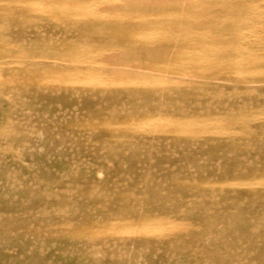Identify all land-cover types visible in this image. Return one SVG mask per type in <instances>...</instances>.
Instances as JSON below:
<instances>
[{"label":"rangeland","instance_id":"1","mask_svg":"<svg viewBox=\"0 0 264 264\" xmlns=\"http://www.w3.org/2000/svg\"><path fill=\"white\" fill-rule=\"evenodd\" d=\"M48 1L0 0V264H264V0ZM210 117L237 120L154 125Z\"/></svg>","mask_w":264,"mask_h":264},{"label":"bare ground","instance_id":"2","mask_svg":"<svg viewBox=\"0 0 264 264\" xmlns=\"http://www.w3.org/2000/svg\"><path fill=\"white\" fill-rule=\"evenodd\" d=\"M22 1V0H21ZM37 1V0H36ZM41 1V0H40ZM50 1V0H49ZM49 1H48V5H47V7L46 8H50V6H49ZM55 1V0H54ZM71 1V0H70ZM90 1V0H89ZM96 1V0H95ZM98 1V0H97ZM96 1V2H97ZM104 1V0H103ZM102 1V3H104ZM112 1V0H111ZM120 1V0H119ZM156 1V0H155ZM161 1V0H160ZM176 1V0H175ZM175 1H172V2H175ZM201 1V0H200ZM231 1V0H230ZM236 1V0H235ZM34 2V1H33ZM43 2V1H42ZM87 2V1H86ZM93 3V5H94V3H96V2H94V1H92ZM99 2V1H98ZM107 2H108V0H107ZM120 2H122V0L120 1ZM119 2V3H120ZM141 2V1H140ZM168 1H165V3H167ZM177 2V1H176ZM180 2V1H179ZM178 2V3H179ZM199 2V1H198ZM253 2V1H252ZM251 1H250V3H252ZM17 3H18V0H17ZM16 3V4H17ZM29 3V2H28ZM44 3H45V1H44ZM43 3V4H44ZM54 3H56V2H54ZM78 3H79V1H78ZM100 3V2H99ZM98 3V4H99ZM106 3V2H105ZM109 3V2H108ZM164 3V4H165ZM169 3V2H168ZM187 3H188V1H187ZM190 3V2H189ZM203 3H204V0H203ZM249 3V4H250ZM2 4V3H1ZM23 4H24V0H23ZM29 4H31V3H29ZM71 4V3H70ZM84 4V3H83ZM86 4H90V6H91V3L89 2V3H86ZM97 4V5H98ZM124 4V3H123ZM122 4V5H123ZM158 4V3H157ZM161 4V3H160ZM259 4V3H258ZM257 4V5H258ZM261 4H262V2H261ZM261 4H259V5H261ZM20 5V4H19ZM26 5H27V3H26ZM25 5V6H26ZM51 5V4H50ZM54 5V4H53ZM53 5H51V6H53ZM57 5V3L55 4V6ZM103 5V4H102ZM112 5H114V4H112ZM184 5H185V3H184ZM253 5V4H252ZM257 5H256V7H257ZM21 6V5H20ZM24 6V7H25ZM44 6H46V5H44ZM58 6V5H57ZM56 6V7H57ZM62 6H64V4L62 5ZM66 6V5H65ZM68 6V5H67ZM70 6V5H69ZM86 6V5H85ZM100 6V5H99ZM98 6V7H99ZM104 6L106 7V5L104 4ZM107 6H109V4L107 5ZM263 6V5H262ZM29 7V6H28ZM55 7V8H56ZM78 7H80V6H78ZM78 7H76V8H78ZM87 7V6H86ZM103 7V6H102ZM101 7V9H103ZM121 7V6H120ZM259 8H260V6H258ZM257 7V8H258ZM37 8V7H36ZM35 8V10L37 11V9ZM48 8V9H49ZM52 8V7H51ZM82 8H83V6H82ZM91 8H93V7H91ZM95 8H96V6H95ZM95 8H93L94 10H95ZM110 8V7H109ZM256 8V9H257ZM262 8H264V7H262ZM30 9H32V8H30ZM47 9V10H48ZM54 9V8H53ZM70 9V8H69ZM72 9L73 8H71V12L72 13H74L73 11H72ZM92 9V10H93ZM98 9V8H97ZM120 9V8H119ZM255 9V10H256ZM40 10V9H39ZM47 10L45 11L44 10V12H47ZM81 10H83V9H81ZM115 10V9H114ZM222 10H224V13H227L229 10H225V9H222ZM35 11V12H36ZM60 11H63V10H60ZM68 11H70V10H68ZM101 12V10H100V8H99V10H98V12ZM241 11H242V9H241ZM64 12H66V11H64ZM76 12V11H75ZM217 12V11H216ZM249 12H253V9H252V11H249ZM1 13H4V12H1ZM69 13V12H68ZM68 13H67V15H68ZM82 13V12H81ZM84 13V12H83ZM82 13V14H83ZM88 13H89V11H88ZM87 13V11H86V15L88 14ZM107 13V12H106ZM106 13L104 14V15H106ZM222 11H218L217 12V14L218 15H222ZM254 13H256L255 11H254ZM5 14V13H4ZM8 14V13H7ZM79 14V13H78ZM92 13H90L89 15H91ZM115 14V13H114ZM47 15V14H46ZM74 15V14H73ZM80 15V17H81V14H79ZM85 15V14H84ZM89 15H87V16H89ZM191 15V14H190ZM197 15V14H196ZM253 15V14H252ZM255 15V14H254ZM108 16H110L109 14H108ZM107 16V17H108ZM128 16H129V14H128ZM135 16V15H134ZM192 16V15H191ZM190 16V17H191ZM198 16V15H197ZM82 17H83V15H82ZM91 17V16H90ZM115 17V16H114ZM122 17V16H121ZM120 17V18H121ZM189 17V18H190ZM75 18V17H74ZM77 18V17H76ZM83 18H87L86 16H84ZM100 18H102V17H100ZM109 18V17H108ZM128 18V17H127ZM157 18H158V16H157ZM182 18V17H181ZM192 18V17H191ZM242 18V17H241ZM251 18H252V16H251ZM258 18V17H257ZM115 19H117V18H115ZM122 19H123V17H122ZM121 19V20H122ZM194 19H195V17H194ZM200 18H198V20H199ZM201 19H202V17H201ZM204 19V18H203ZM248 19V18H247ZM144 20H145V18H144ZM241 20V19H240ZM141 22L143 21V20H140ZM242 21H243V19H242ZM252 21H254V20H252ZM234 22V21H233ZM264 22V21H263ZM195 24H196V22H195ZM194 24V25H195ZM253 24H257L256 22H253ZM187 25H189V24H187ZM187 25H185V26H187ZM250 25V24H249ZM249 25H248V27H249ZM262 25V24H261ZM256 25H254V27H255ZM247 27V26H246ZM252 27V26H251ZM210 28V27H209ZM240 29V28H239ZM246 29V28H245ZM245 29H244V31L243 32H245ZM200 30H202V29H200ZM237 30V29H236ZM235 30V31H236ZM251 30V29H250ZM195 31V30H194ZM176 32V31H175ZM198 32V31H197ZM202 32H204V31H202ZM208 32H210V31H208ZM247 32V31H246ZM245 32V33H246ZM172 33V32H171ZM196 33V32H195ZM234 33H236V32H234ZM201 34V32L199 31V35ZM206 34V33H205ZM244 34V33H243ZM183 35H186V34H183ZM191 35V34H190ZM197 35V34H196ZM209 35V34H208ZM238 35V34H237ZM177 36H179V34L177 35ZM187 36V35H186ZM193 36V35H192ZM202 36H204V34L202 35ZM245 36H247V35H245ZM162 37V36H161ZM180 37V39H181V36H179ZM183 37V36H182ZM188 38H190L189 36H187ZM195 37V36H194ZM194 37H193V39H194ZM157 38V37H156ZM236 38V37H235ZM245 38V37H244ZM174 39V38H173ZM177 39V38H176ZM179 39V40H180ZM185 39V38H184ZM243 39V38H242ZM248 39H249V36H248ZM251 39V38H250ZM249 39V40H250ZM158 40V39H157ZM178 40V41H179ZM190 40V39H189ZM1 41V40H0ZM177 41V42H178ZM187 41H188V39H187ZM194 41V40H193ZM192 41V42H193ZM195 41H196V39H195ZM242 41V40H241ZM244 41H246V40H244ZM181 42H183V41H181ZM248 43V42H247ZM206 44V43H205ZM241 46V45H240ZM243 46V45H242ZM241 46V47H242ZM212 47H214V46H212ZM245 47V46H244ZM211 48V47H210ZM219 48V47H218ZM217 48V49H218ZM246 49H247V47H245ZM89 49V48H88ZM90 50V49H89ZM124 50V49H123ZM212 50V49H211ZM224 50H226V49H224ZM239 50H241V49H239ZM243 50V49H242ZM3 51V50H2ZM87 51V50H86ZM126 51V50H125ZM213 51V50H212ZM215 51V50H214ZM220 51V52H219ZM223 51V50H222ZM243 51H245V50H243ZM250 51V54L253 52H251V50H249ZM248 51V52H249ZM93 52V51H92ZM91 52V53H92ZM95 52V51H94ZM110 52V51H109ZM199 53H200V51H198ZM242 52V51H241ZM90 53V54H91ZM106 53H108V51H106ZM195 53V52H194ZM197 53V52H196ZM197 54V57H195V58H198V57H200L199 55L201 54V53H203V52H201L200 54ZM215 53H221V50H217V51H215L214 52V54ZM237 54H238V51L236 52ZM242 53H244V52H242ZM246 53V52H245ZM171 54V52L169 53V55ZM206 54V53H205ZM21 55H25V54H21ZM124 55V54H123ZM168 55V57H171V56H169ZM210 55V54H209ZM209 55H208V57H209ZM239 55V54H238ZM241 55V57H242V54H240ZM239 55V56H240ZM92 56V55H91ZM98 56V55H97ZM96 56V57H97ZM205 56V55H204ZM210 56H212V55H210ZM236 56V55H235ZM235 56L233 57L234 59H235ZM76 57V56H75ZM93 57V56H92ZM92 57H88V58H85V60L84 61H78L77 63H76V61L74 62L76 65H74V66H72V70H73V72H75V73H77V74H81V75H83V76H85V77H90V78H94V80H99L101 83H102V85L103 86H106V87H108V86H113V85H124V86H131V85H134V86H141V87H146V88H150V86H151V83L150 84H148L147 82H148V80H147V76L149 75V77H151L150 76V73H146L145 71H143V70H139V69H135V68H129L128 66H126V62H124V61H119L118 60V62H110V63H105V64H98V62H97V60L99 59L98 57L97 58H92ZM207 57V56H206ZM213 57H214V55H213ZM194 58V59H195ZM96 59V60H95ZM208 59V58H207ZM213 59V58H212ZM212 59H210V60H212ZM223 59V58H222ZM245 60H244V62H243V64H242V66L240 67V68H238V70L239 71H236V73H240V74H242V75H247V74H249L250 75V73L252 72V70L251 69H249V68H247L248 66H246L245 67V65H248L247 63H249V66L250 65H252L251 63H255V62H258V61H260V59L261 58H257V57H254V55L253 54H251V55H249L247 58H244ZM80 60H82V59H80ZM183 61H185V60H183ZM205 61H207V60H205ZM224 61V60H223ZM20 62V61H19ZM19 62H18V64H19ZM175 62V61H174ZM188 62V61H187ZM208 62V61H207ZM207 62H206V64H207ZM215 62V61H214ZM222 62V61H221ZM220 62V63H221ZM226 62V61H225ZM238 62V61H237ZM2 63V62H1ZM20 63H22V62H20ZM124 63V64H123ZM126 63V64H125ZM170 63V62H169ZM172 63V62H171ZM170 63V64H171ZM182 63H184V62H182L181 61V64ZM202 63H204V62H202ZM236 63V62H235ZM239 63V62H238ZM238 63H237V65H238ZM3 64L4 65H2V66H5V62H3ZM138 64V63H137ZM170 64H169V66H170ZM173 64V63H172ZM179 64V63H178ZM177 64V65H178ZM185 64H187V63H185ZM10 65H12V64H10ZM24 65V64H23ZM83 65H86L85 67L83 66ZM96 65H98V66H96ZM122 65H124V67L122 66ZM133 66H134V64H132ZM189 65V64H188ZM197 65V64H196ZM203 65V64H202ZM230 65V64H229ZM234 65V64H233ZM241 65V64H240ZM126 66V67H125ZM172 66V65H171ZM173 66H175V64L173 65ZM172 66V67H173ZM182 66H185V65H183L182 64ZM187 66V65H186ZM220 66H223V64L222 65H220ZM15 67V66H14ZM20 67V66H19ZM164 67V66H163ZM168 67V66H167ZM167 67H166V69H167ZM188 67V66H187ZM186 67V68H187ZM251 67V66H250ZM127 68H129V69H127ZM184 68V67H183ZM229 68H230V66H229ZM3 69H4V67H3ZM2 69V70H3ZM48 69V68H47ZM174 69H179V68H174ZM220 69V67L219 68H217V70H219ZM216 70V69H215ZM235 70V69H234ZM237 70V69H236ZM189 71V70H188ZM191 71V70H190ZM200 71H201V69H200ZM203 71H207L208 72V70L207 69H203ZM2 72V71H1ZM210 72L212 73L213 71H212V69L210 70ZM256 72H257V70H256ZM172 73H175V72H173L172 71ZM171 73V74H172ZM190 73V72H189ZM1 74V73H0ZM152 74V73H151ZM192 74V73H191ZM255 74V73H254ZM257 74V73H256ZM169 75H170V72H169V74L168 73H160L159 72V76H155L154 78H150V79H153V80H156V78H158V79H161V80H170V77H169ZM194 75V74H193ZM195 75H196V73H195ZM198 75V74H197ZM196 75V76H197ZM239 75V74H238ZM79 76V75H78ZM62 77V76H61ZM153 77V76H152ZM175 77V76H174ZM242 77V76H241ZM180 78V77H179ZM179 78H178V80H179ZM183 78H185V77H183ZM182 78V79H183ZM48 79V78H47ZM176 78H174V80H175ZM185 79H187V78H185ZM167 80V81H168ZM173 80V81H174ZM87 81V80H86ZM98 81V82H99ZM150 81V80H149ZM160 80H157V82H159ZM171 81L172 80H170V83H171ZM182 81V80H181ZM88 82V81H87ZM164 82V81H163ZM169 82V81H168ZM174 82H176V81H174ZM186 83V82H185ZM87 84V83H86ZM155 84H156V82H155ZM158 84V83H157ZM157 84H156V86H157ZM160 84V83H159ZM182 84V83H181ZM189 84H191V83H189ZM196 84V83H195ZM194 84V85H195ZM187 85V84H186ZM172 86V85H171ZM179 86V85H178ZM183 86V85H182ZM132 87V86H131ZM151 88H152V86H151ZM242 117V116H241ZM229 119H227V118H224V117H218V118H213V117H210V118H204V119H201V120H192V121H190V120H186V121H180V122H176V121H170L169 119L166 121V119L165 120H159V121H156V123L154 124V125H157V127H160V128H166V127H169V126H171V127H174L175 126V123H180L181 124V127H184L185 129L184 130H186V129H188V128H194V129H198V130H202V128H205V127H215L216 129L215 130H220V131H222V132H226V129H230L233 125H234V122L238 119L240 122H241V120H243V118L244 117H242V118H237L236 120H235V118H232V117H228ZM159 119V118H158ZM246 119H248V118H246ZM174 120V119H173ZM242 123V122H241ZM149 125V124H148ZM139 126V125H138ZM145 126V125H144ZM170 128V127H169ZM176 128V127H175ZM174 128V129H175ZM209 129H211V128H209ZM207 130V129H206ZM214 130V129H213ZM212 130V131H213ZM156 131V130H155ZM154 131V132H155ZM208 131V130H207ZM178 132V131H177ZM209 132V131H208ZM219 132V131H218ZM203 133V132H202ZM207 133V132H206ZM206 133H204V134H202V136L203 135H205ZM221 133V132H220ZM239 134V133H238ZM242 134V132L240 133V135ZM177 135V134H176ZM200 135V134H199ZM199 135H198V137H199ZM242 135H244V134H242ZM179 136V135H178ZM195 136V135H194ZM193 136V137H194ZM226 136V135H225ZM263 181V180H262ZM237 185H238V183H237ZM255 185V184H254ZM257 185V184H256ZM252 185H250V187H251ZM162 220H159L158 222L160 223ZM171 222V221H170ZM164 223V220L162 221V223L159 225L158 223H156V225H158L157 227H159V226H161L162 224ZM167 223L169 224V222H168V220H167ZM166 223V220H165V223H164V225L165 224H167ZM148 224V223H147ZM117 227V226H116ZM163 227V226H162ZM150 228V227H149ZM173 227H171V229H172ZM168 229V228H167ZM182 229V228H181ZM137 230V229H136ZM143 230V229H142ZM149 230V233H154V231L152 230V228H150V229H148ZM156 230V229H155ZM162 230V229H161ZM135 231V230H134ZM144 231H146V230H144ZM144 231H142L143 232V235L145 234V232ZM157 231H159V228H158V230ZM172 231V230H171ZM132 232V231H131ZM136 232V231H135ZM134 232V233H135ZM142 232H140V233H142ZM133 233V232H132ZM146 233H147V231H146ZM153 233H152V235H153ZM161 233V232H160ZM160 233H156V234H160ZM137 234H138V232H137ZM163 234V233H162ZM136 235V234H135Z\"/></svg>","mask_w":264,"mask_h":264}]
</instances>
